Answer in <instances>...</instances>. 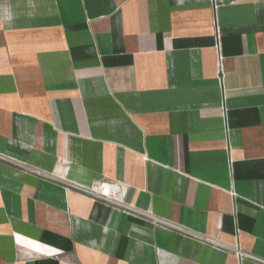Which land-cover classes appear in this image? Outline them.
Here are the masks:
<instances>
[{
    "label": "crops",
    "instance_id": "obj_1",
    "mask_svg": "<svg viewBox=\"0 0 264 264\" xmlns=\"http://www.w3.org/2000/svg\"><path fill=\"white\" fill-rule=\"evenodd\" d=\"M201 236L264 260V0H0V264H264Z\"/></svg>",
    "mask_w": 264,
    "mask_h": 264
},
{
    "label": "built area",
    "instance_id": "obj_2",
    "mask_svg": "<svg viewBox=\"0 0 264 264\" xmlns=\"http://www.w3.org/2000/svg\"><path fill=\"white\" fill-rule=\"evenodd\" d=\"M220 58L219 56V63H218V70H219V78L220 80L222 79V67L220 63ZM84 194L88 195L94 200H98L101 202H104L110 206H114L116 208L124 209L127 211H132L136 213H144L135 208L134 206H131L127 203H125L122 198H121V192H122V187L118 182H113V181H108V180H103L98 182L95 186L92 187H80L79 188ZM146 216L151 218L156 224L162 225V226H167L173 229H178L181 230L183 229L182 227L166 221L164 219L155 217L151 214L145 213ZM202 239L206 242L213 243L226 251H229L233 254H235L240 260L244 258H252L255 259L259 262L264 263L263 259L257 258L254 255H252L249 252H246L242 250L238 245H231V244H226L223 242L216 241L210 237L207 236H201Z\"/></svg>",
    "mask_w": 264,
    "mask_h": 264
},
{
    "label": "clouds",
    "instance_id": "obj_3",
    "mask_svg": "<svg viewBox=\"0 0 264 264\" xmlns=\"http://www.w3.org/2000/svg\"><path fill=\"white\" fill-rule=\"evenodd\" d=\"M11 17H8V19H10Z\"/></svg>",
    "mask_w": 264,
    "mask_h": 264
}]
</instances>
